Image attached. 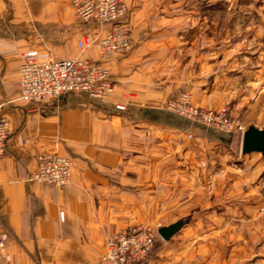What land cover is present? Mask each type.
Here are the masks:
<instances>
[{
  "label": "crops",
  "instance_id": "obj_1",
  "mask_svg": "<svg viewBox=\"0 0 264 264\" xmlns=\"http://www.w3.org/2000/svg\"><path fill=\"white\" fill-rule=\"evenodd\" d=\"M126 1L134 41L130 52L106 61L114 92L105 100L76 92L25 104L18 88L23 51L56 60L99 59L97 46L81 50L77 41L88 33L102 38L109 26L77 21L69 29L68 3L31 2L29 9L46 10L35 17H50L54 27L38 36L25 16H15L8 1L0 0V118L11 130L0 158V218L12 233L3 250L11 257L6 264H96L108 234L131 222L134 200L156 201L157 207L188 202L156 212L172 218L159 228H180L162 238L150 264H264V256L246 253L242 241L229 251L225 240H214L226 221L216 229L202 220L246 216L244 196L240 208H228L230 189L244 183L240 175L231 181L229 169L260 165L253 159L264 153H243V134L198 126L164 109L187 88L197 105L230 104L246 128L264 130V11L254 12L245 26L200 16L196 0ZM48 151L74 161L64 188L32 178L37 156ZM205 197L210 204L200 205Z\"/></svg>",
  "mask_w": 264,
  "mask_h": 264
},
{
  "label": "built area",
  "instance_id": "obj_2",
  "mask_svg": "<svg viewBox=\"0 0 264 264\" xmlns=\"http://www.w3.org/2000/svg\"><path fill=\"white\" fill-rule=\"evenodd\" d=\"M75 13L84 20L108 24L105 36L97 38L88 33L79 42L81 50L97 45L100 58L76 57L66 60L42 58L36 50L22 52L19 100L25 104H40L68 93L85 92L92 98L105 100L114 92L110 69L106 61L115 54L130 51L133 43V26L122 20L127 12L125 0H71ZM172 110L231 132L236 127L246 130L241 124L233 125L227 115L228 108L213 113L199 110L191 104V95L183 93L181 98L171 100ZM123 109L122 105L117 106ZM233 126L235 128H233ZM11 134L9 122L0 118V158L6 152ZM73 161L57 152H42L37 156V168L32 178L59 187L72 181ZM158 229L151 226H128L111 233L106 240L105 252L96 264H149L148 258L154 245ZM11 235L8 225L0 218V264L10 262L9 254L3 250Z\"/></svg>",
  "mask_w": 264,
  "mask_h": 264
},
{
  "label": "rangeland",
  "instance_id": "obj_3",
  "mask_svg": "<svg viewBox=\"0 0 264 264\" xmlns=\"http://www.w3.org/2000/svg\"><path fill=\"white\" fill-rule=\"evenodd\" d=\"M7 1L11 6V8H10L11 12L13 14L14 13L16 14L15 16H18V17L19 16H23V17L25 16V18L28 19L29 24H31L32 26H35L37 28V30H35V31L37 32L38 36H43L44 32L47 31V29H48V32H46V33H49L53 30L54 27L50 24V20H52V19L48 16L46 17V15L42 16V14H45V11H46L45 9L34 10V9L28 8V5H30L31 2H33V3L34 2H40V1L47 2L50 0H7ZM15 1L18 2L17 8L14 7V5H13ZM51 1H54V0H51ZM55 1H57L59 3L62 2L63 4L68 3L71 6V8L69 10H70V14L72 13L71 16L73 19L72 20L70 19V22L68 24L69 29L75 27L77 21H78V24H81V23L86 24V22H93L91 20H84L83 18L79 17L76 14L72 8L71 0H55ZM196 1L198 2V5H199V7L197 8V12L200 16L210 14V16L214 17V19L215 18L216 19L226 18L227 20L229 19L234 24L239 21V24L241 22L245 26L252 24V22L254 21V18L256 17V15H254V12H256L257 10L264 11V0H196ZM206 1L215 2L216 6H218V7L214 6V8H212V9H210V8L205 9V8H203L204 7L203 5L199 4V3H204ZM125 2L127 5L126 0H125ZM259 6H261V7H259ZM35 11L36 12H42L41 17H39L38 15H37V17H35V15H34ZM128 14H129V8L127 5V12H126V15L123 17L122 20L130 23L127 19ZM225 22H227V21L225 20ZM103 25H108V24H103ZM57 28H59V26ZM108 29H109V27H108ZM133 41H134V26H133ZM77 42H80V40ZM95 46H97V45H95ZM132 47H133V43H132ZM132 47H131V49H132ZM131 49H130V51H131ZM124 54H126V53H124ZM21 56H22V53H21ZM85 57H87V56H85ZM110 75H111V71H110ZM185 92L189 93L191 95V104L194 107L198 108L199 110L218 113V112H221V110L223 108L227 107L228 108V114L227 115L232 119V122H234L233 125L236 127V124L238 123V124H241L243 126V128L247 129L245 124H243V122L239 118H237V116H235L233 107L230 104H224L217 109H211V108H206V107L197 105L193 100V96H192L190 90H188L187 88L182 89L175 97L168 99L167 102L165 103L164 109L167 112L175 114V115H177L181 118H184L186 120H189L191 123H194L195 125H198V126L212 128L214 130H217V131H220L223 133H227V134H243V131L240 130L238 127L235 128L233 126V128H235V129L232 130L231 132H229V131H226L225 129L214 126L211 123L204 122V121H201V120H198L196 118H192V117H189L186 115H182V114L172 110L169 106L170 101L181 98L182 94ZM131 95H135V94L132 93ZM124 108L125 107L123 106V109ZM120 110H122V109H120ZM192 137H193V135L191 133L188 132L186 134L187 140L192 139ZM237 146H238V143H237ZM234 148L238 149V147L236 148V146ZM235 149H233V152L236 153ZM48 152H51V151H48ZM233 152H230V153H233ZM248 160H250V159H248ZM253 160H254V162L256 160L261 161L260 165H257V166L254 165L255 169H254V166L251 169L246 168L244 170H241V169L239 170V168H236L234 166H233V168L230 167V169H229V177H230L231 181L234 180V178H236L238 175H240V176H243L244 183L242 185H239V187H237L235 185H230V188H231V186H235V187H234V191H231V189H230V194H229V198H228V203H229L228 208H229V210H232V208H236V205H238V207L240 208L241 203H243L241 201V197L244 196V205H245V210H246L245 211L246 216H244V218H238V219H237V217H232V216H228V217L214 216V217H204L202 220H203V222H205L206 220L209 222L212 221L211 227L214 228L217 226L216 229L218 228V226H220V222L223 221V224L225 221L227 222L226 226H223L222 236L216 237V238H214V240H219V239L225 240L229 244V251L232 250L231 248H232L233 242H235L237 240V241L244 242V244L246 246L245 247L246 253L251 252V253H255V254H260V256H264V157L263 156L258 157V159H253ZM138 165H139L138 163L133 164L134 167L138 166ZM236 165H238V164L235 163V166ZM73 168H74V161H73ZM72 172H73V170H72ZM200 175H202V174L200 172H197V176H200ZM214 176H215V174H214ZM241 186L244 189V192H243L244 195L239 193L241 191ZM56 188H64V187H56ZM237 189H238V191H237ZM136 192H137V194H135V196H140L139 189ZM236 194H239V196L237 197ZM198 201H199L200 205L201 204L202 205L210 204L208 201V197L199 199ZM179 203L180 204H178V202H174L173 204H176L175 206H177V207L179 205L184 206L185 204H188V202H179ZM173 204L170 205L171 208H172ZM129 206L133 212L131 222L129 223V225L127 224L126 226L118 228L115 231H118V230L125 228V227H128V226H142V225L143 226H151L153 228L159 229V226L162 223L172 219L171 217H167L166 215H156V212H166L167 211L166 209L170 208V207H166L165 205H162V204H160L159 207H157L158 203L156 201L152 202V201H139V200L135 201L134 200L132 202H129ZM157 208H159V210ZM185 219L187 220L189 218H185ZM193 219H196V221L198 220V218H192V220ZM218 229H220V228H218ZM213 230H215V229H213ZM115 231L110 232L108 234V236ZM10 236H12V233ZM193 238H190V239H193ZM199 239L203 240V238H199ZM205 240L208 241L209 238H207V239L205 238ZM163 245H164V240L162 239V237L158 233L155 237V240H154L153 250H151L152 253H151L150 257L148 258L149 264H150V260L156 256L158 250L161 249L163 247Z\"/></svg>",
  "mask_w": 264,
  "mask_h": 264
},
{
  "label": "water",
  "instance_id": "obj_4",
  "mask_svg": "<svg viewBox=\"0 0 264 264\" xmlns=\"http://www.w3.org/2000/svg\"><path fill=\"white\" fill-rule=\"evenodd\" d=\"M242 151L245 154L254 151L264 153V130L254 126L248 127L243 133ZM179 228L180 223H173L159 228L158 233L164 240H168Z\"/></svg>",
  "mask_w": 264,
  "mask_h": 264
},
{
  "label": "trees",
  "instance_id": "obj_5",
  "mask_svg": "<svg viewBox=\"0 0 264 264\" xmlns=\"http://www.w3.org/2000/svg\"><path fill=\"white\" fill-rule=\"evenodd\" d=\"M152 250H153V248H152ZM151 253H152V251L150 252V255H151ZM150 255H149V257H150Z\"/></svg>",
  "mask_w": 264,
  "mask_h": 264
}]
</instances>
